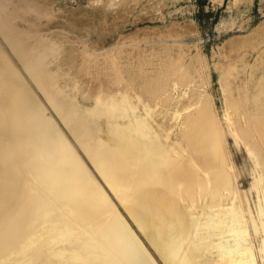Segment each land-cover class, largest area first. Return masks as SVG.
Masks as SVG:
<instances>
[{
    "label": "bare ground",
    "instance_id": "6f19581e",
    "mask_svg": "<svg viewBox=\"0 0 264 264\" xmlns=\"http://www.w3.org/2000/svg\"><path fill=\"white\" fill-rule=\"evenodd\" d=\"M0 36L76 142L0 78V264H157L147 246L163 264H264V74L251 96L224 101L223 120L176 72L145 81L150 99L125 82L81 109L54 99L42 54L23 52L1 17ZM227 135L252 156L255 211Z\"/></svg>",
    "mask_w": 264,
    "mask_h": 264
},
{
    "label": "rangeland",
    "instance_id": "374dc122",
    "mask_svg": "<svg viewBox=\"0 0 264 264\" xmlns=\"http://www.w3.org/2000/svg\"><path fill=\"white\" fill-rule=\"evenodd\" d=\"M250 10L251 0H0V17L17 34L21 50L42 54L49 74L55 75L62 88L53 92L57 102L66 93L81 109L89 108L99 86L115 92L125 82L150 99L152 91L145 81L155 79L159 72L165 76L176 72L195 76L222 120L224 101L238 99L244 91L251 96L264 74L260 61L264 59V35L256 34L264 26V17ZM0 49L4 56L0 61L2 83L17 81L32 111H44L54 128L76 145L67 131L70 124L61 122L1 36ZM223 77L229 85L226 93L220 85ZM143 86L147 90H141ZM238 87L243 88L239 91ZM138 108L141 111L139 104ZM226 144L239 188L247 190L255 211L252 156L229 135ZM257 150L262 151L258 170L264 168V142ZM261 235L249 237L256 241ZM147 248L155 262L163 264Z\"/></svg>",
    "mask_w": 264,
    "mask_h": 264
},
{
    "label": "crops",
    "instance_id": "0c3cea01",
    "mask_svg": "<svg viewBox=\"0 0 264 264\" xmlns=\"http://www.w3.org/2000/svg\"><path fill=\"white\" fill-rule=\"evenodd\" d=\"M251 6L252 10H250V13L264 17V0H251ZM262 22L264 23V19H262ZM260 31L264 35V26Z\"/></svg>",
    "mask_w": 264,
    "mask_h": 264
}]
</instances>
